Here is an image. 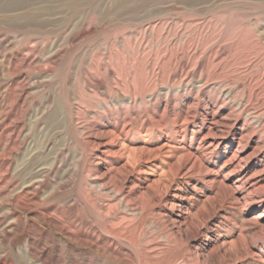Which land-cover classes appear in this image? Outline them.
Wrapping results in <instances>:
<instances>
[{"label": "rangeland", "instance_id": "374dc122", "mask_svg": "<svg viewBox=\"0 0 264 264\" xmlns=\"http://www.w3.org/2000/svg\"><path fill=\"white\" fill-rule=\"evenodd\" d=\"M0 264H264V0H0Z\"/></svg>", "mask_w": 264, "mask_h": 264}]
</instances>
